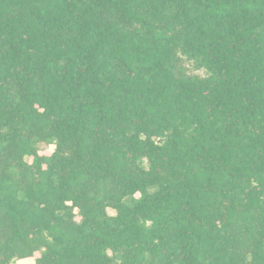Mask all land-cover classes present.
<instances>
[{
  "label": "trees",
  "instance_id": "obj_1",
  "mask_svg": "<svg viewBox=\"0 0 264 264\" xmlns=\"http://www.w3.org/2000/svg\"><path fill=\"white\" fill-rule=\"evenodd\" d=\"M36 253L264 264V0H0V264Z\"/></svg>",
  "mask_w": 264,
  "mask_h": 264
},
{
  "label": "rangeland",
  "instance_id": "obj_2",
  "mask_svg": "<svg viewBox=\"0 0 264 264\" xmlns=\"http://www.w3.org/2000/svg\"><path fill=\"white\" fill-rule=\"evenodd\" d=\"M193 73H199V74H203V71L202 70H197V71H193ZM41 150L39 149L40 151V154H45V155H49L53 149H54V146L53 145H49V146H46V145H41ZM108 212L110 214H113L114 211L112 210H108ZM38 254H34L33 257H29V258H26V259H20V260H15L13 262V264H34V258L37 257Z\"/></svg>",
  "mask_w": 264,
  "mask_h": 264
},
{
  "label": "crops",
  "instance_id": "obj_3",
  "mask_svg": "<svg viewBox=\"0 0 264 264\" xmlns=\"http://www.w3.org/2000/svg\"><path fill=\"white\" fill-rule=\"evenodd\" d=\"M24 259H26V258H24Z\"/></svg>",
  "mask_w": 264,
  "mask_h": 264
}]
</instances>
